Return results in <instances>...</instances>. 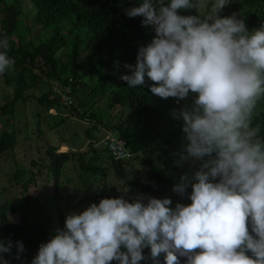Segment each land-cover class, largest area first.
Returning <instances> with one entry per match:
<instances>
[{
    "label": "clouds",
    "instance_id": "1",
    "mask_svg": "<svg viewBox=\"0 0 264 264\" xmlns=\"http://www.w3.org/2000/svg\"><path fill=\"white\" fill-rule=\"evenodd\" d=\"M228 4L139 0L125 9L152 25L155 36L139 47L134 66L125 64L131 72L121 79L136 88L147 76L162 99L192 98L179 112L184 152L201 164L172 189L191 202L101 198L67 214L30 264H140L145 248L153 264L161 256L164 264H181V257L183 264H264V138L254 124L264 99V24L249 30L236 13L220 15ZM193 8L196 15L180 13ZM8 49V39H0V75L15 63ZM13 247L20 259L22 241H0V264H9L4 254Z\"/></svg>",
    "mask_w": 264,
    "mask_h": 264
},
{
    "label": "rangeland",
    "instance_id": "2",
    "mask_svg": "<svg viewBox=\"0 0 264 264\" xmlns=\"http://www.w3.org/2000/svg\"><path fill=\"white\" fill-rule=\"evenodd\" d=\"M6 2L17 3L20 10L17 19L21 22L19 32L23 35L21 44L30 53L33 52L32 45L45 41L44 38L48 36L43 26L35 21V7L29 0ZM254 8L264 10V0L257 1ZM193 11L197 14L196 9L193 8ZM199 11L203 14L205 9ZM228 13L229 5H226L220 15L226 16ZM80 32L82 38L86 30L81 29ZM29 41L32 45H28ZM90 44L91 41L85 39L74 56L75 62L85 60L90 54ZM54 55H62L63 63H59L57 69L60 71V79H66V85L37 57L31 69V73L37 76L35 86L23 91L12 106L8 105V113L0 119V132L7 130L15 135L13 148L0 154V204L7 205L10 221L40 224L51 236L55 235L56 229L61 228L58 211L65 220L67 214L78 213L91 203H98L95 196L102 186V196L105 198L123 196L131 202L140 196L147 167L142 156L135 160L117 161L111 159L109 152L105 151L104 142L115 134L111 130L112 126L124 118L133 106L131 100L124 105L113 103L111 97L115 91L114 83L105 87L101 84L103 77H111L108 72L110 65L106 63L96 70L95 61L105 59V55L101 54L97 58L91 55L90 61L74 72L71 71L72 64L64 56L66 51L63 46L58 47ZM8 56L15 63L0 75V105L12 98V82L20 66L18 55ZM40 96L56 100L58 104L44 109L36 101ZM181 102L190 105L192 98ZM50 147L55 148L56 153H73L59 172L55 193L50 173ZM121 161L122 165L126 163L123 168H120L122 165L118 167ZM195 162L199 163L200 168L201 162L193 158L192 163ZM81 164L85 166L81 167ZM86 167L103 169L106 176L102 179L100 173H92ZM165 176L169 185H166L167 192L162 198H171L172 207L177 202L184 203L180 195L172 190L180 178L172 173H165ZM149 257L150 249L146 248L147 260L140 264H150Z\"/></svg>",
    "mask_w": 264,
    "mask_h": 264
},
{
    "label": "trees",
    "instance_id": "3",
    "mask_svg": "<svg viewBox=\"0 0 264 264\" xmlns=\"http://www.w3.org/2000/svg\"><path fill=\"white\" fill-rule=\"evenodd\" d=\"M257 1L259 0H228L229 13L226 16L236 13L238 18L245 21L248 29L259 28L264 24V10L254 8ZM29 2L36 10L35 21L48 33L44 38L45 41L36 45L28 42V45H32L31 53L21 44L23 35L19 32L21 22L17 19L20 14L17 3L7 4L6 0H0V39L5 37L8 39V55L12 57L18 55L17 62L20 65L12 82V98L0 105V119L2 115L8 113V105L12 106L23 91L35 86L37 76L31 73V69L37 57H40L42 64L48 66L49 71L60 79L57 65L63 63L62 55H54L58 47H64L66 51L64 56L72 64V72L88 63L91 55L97 58L104 54L105 59L95 61V69L99 70L106 63L110 65L108 72L111 77L107 79L103 77L101 84L105 87L114 83L115 91L111 101L123 105L128 100L133 102L131 110L112 126L111 130L130 154L127 159L123 158V161L135 160L142 156L146 163L145 184L141 187L140 195L162 198L167 192L166 185H169L166 176L164 177L165 173H172L177 178L185 174L188 178L194 177L195 172L199 170V163H192L194 157H187L184 152L187 141L182 130L183 120L179 115L180 109L185 104L181 101L177 102L175 98L162 99L151 93V81L147 76H145L146 83L136 88H130L127 82L121 79L122 74L131 72L130 69L125 68V64L134 66L139 47L147 45L155 36L152 25H142V17L129 18L126 15L125 9L135 6L139 0H29ZM193 12V9L180 11L183 15H196ZM81 29L86 30L82 38H80ZM85 39L91 41L90 54L83 62H75L74 56ZM60 82L66 85L65 78L60 79ZM36 101L44 109L58 104L56 100L48 99L47 96H40ZM173 113L176 115L174 116ZM256 123L260 124V135L264 138V99L258 105L254 117V124ZM14 144L13 132L7 130L0 132V154L13 148ZM181 153L187 158L181 159ZM48 154L52 159L50 173L55 193L59 172L73 153L67 151L56 153L55 148L50 147ZM121 165L122 161L118 167ZM123 165L120 168H123ZM84 166L81 164V167ZM85 169L92 173H100L102 179L106 176L103 169L87 167ZM103 191L102 186L95 196L98 203L101 198H105L102 196ZM187 192L190 193L191 188H188ZM180 197L184 200V204L191 202L187 195ZM7 212V205L0 204V241L5 244L9 240L14 244L16 241H22L24 252L20 259H16V248L13 247L12 254H4V258L9 264H30L38 253L40 244L47 242L52 236L40 224L10 221ZM57 216L59 226L63 228L65 222L63 215L58 211ZM143 253L146 257V248L143 249ZM180 259L183 264L186 258ZM149 263L153 264L151 260ZM112 264L116 262L113 261ZM160 264H164L163 258L160 259Z\"/></svg>",
    "mask_w": 264,
    "mask_h": 264
},
{
    "label": "built area",
    "instance_id": "4",
    "mask_svg": "<svg viewBox=\"0 0 264 264\" xmlns=\"http://www.w3.org/2000/svg\"><path fill=\"white\" fill-rule=\"evenodd\" d=\"M105 148L109 152L110 156L115 159L128 158L130 156L128 150L116 136L109 137V140L105 141Z\"/></svg>",
    "mask_w": 264,
    "mask_h": 264
}]
</instances>
